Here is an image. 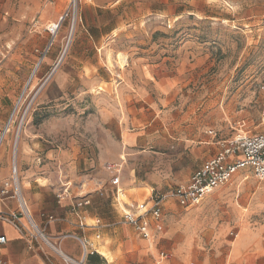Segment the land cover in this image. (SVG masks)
Segmentation results:
<instances>
[{
	"label": "rangeland",
	"instance_id": "1",
	"mask_svg": "<svg viewBox=\"0 0 264 264\" xmlns=\"http://www.w3.org/2000/svg\"><path fill=\"white\" fill-rule=\"evenodd\" d=\"M103 111L121 113L137 143L146 139L121 147L116 160L111 131V165L120 182L129 169L139 193L120 192L128 205L148 200L150 184L157 193L181 185L194 155L215 154L216 139L264 133V0H0V143L11 162L32 140L47 150L70 148L75 136L88 143L74 131ZM89 147L82 150L93 158ZM262 192L264 181L239 177L195 207L170 201L149 241L112 201L106 218L114 225L93 240L107 264L253 260L263 242L240 221L264 218ZM80 249L74 264H88Z\"/></svg>",
	"mask_w": 264,
	"mask_h": 264
},
{
	"label": "crops",
	"instance_id": "2",
	"mask_svg": "<svg viewBox=\"0 0 264 264\" xmlns=\"http://www.w3.org/2000/svg\"><path fill=\"white\" fill-rule=\"evenodd\" d=\"M140 121L133 119L130 124H138ZM128 124L123 123L121 113L103 111L92 122L87 123L86 127H78L74 131V135L86 136L88 143L75 136L74 144L72 143L70 148L62 146L57 150H47L48 147L39 148L40 141L32 140L30 145L21 144L19 155L12 162L8 154L9 147L0 143V213L19 215V202L14 195L12 184L14 168L16 174L17 171L19 174L17 181L26 210L34 225L51 245L49 247L41 240L30 239L31 233L28 228L18 230L8 223L0 222V236L6 240L5 244L0 246V264H66V259L77 263L82 260L80 245L88 264H107V261L102 259L104 255L97 251L99 246L93 237L99 240L98 232L109 231L114 225L110 226L106 218L111 213L112 201L117 205L121 202L123 215L128 204L119 201L121 191L126 192L129 198L139 197L137 188L131 187L132 176L129 169H125L122 182L117 187L111 185L110 173L105 169L112 161L109 154L112 128L117 131L121 145L117 144L114 148L113 157L116 160L123 154L120 153L121 147L125 149L146 146V139L137 143V136L123 132L131 131ZM37 136L41 139L42 133L39 132ZM84 146H90V153L95 152L96 147L98 154L93 158L87 156L82 150ZM204 158L194 155L187 175H191L208 160ZM189 177L183 179L181 185L187 183ZM239 177L241 183L246 179H253L246 172H238L232 180ZM152 182L158 183L159 186L166 185V182L162 183L157 178ZM149 187L153 193V186L150 184ZM110 193L113 199L110 198ZM260 200L264 201V192L257 195L256 202L259 203ZM85 201L87 205L76 207L78 203ZM250 218L248 216L240 222L252 228L247 232L253 234L257 241L263 242L262 250L255 253L253 260L231 259L230 264H264V218L260 221ZM20 219L24 223V220ZM102 248L108 249L110 245L103 244ZM88 259H92L93 262L90 263Z\"/></svg>",
	"mask_w": 264,
	"mask_h": 264
},
{
	"label": "built area",
	"instance_id": "3",
	"mask_svg": "<svg viewBox=\"0 0 264 264\" xmlns=\"http://www.w3.org/2000/svg\"><path fill=\"white\" fill-rule=\"evenodd\" d=\"M55 30L49 29V33L54 35ZM208 135L214 140L217 138L213 131H209ZM216 145L218 146L217 153L202 163L190 175L187 183L177 186L167 193L153 192L148 200L127 205L122 215L123 223L142 239L149 241L152 229L162 230L164 208L170 201L183 209L195 207L213 191L228 184L238 172H246L258 182L264 181V133L251 135L241 132L227 140L216 139ZM105 169L111 174V185L117 187L121 174L119 167L106 165ZM12 176L14 177L12 179L14 195L19 202V215L0 213V222L8 223L18 230L28 228L31 233L30 239L41 240L45 245L51 247L50 241L36 228L26 210L20 196V187L14 168H12ZM87 204L86 201L81 202L76 207ZM20 218L24 220V223L20 221ZM80 226L82 227V225ZM5 242V238L0 236V246ZM164 257L163 254L160 256L162 260ZM66 264L74 263L66 259Z\"/></svg>",
	"mask_w": 264,
	"mask_h": 264
},
{
	"label": "bare ground",
	"instance_id": "4",
	"mask_svg": "<svg viewBox=\"0 0 264 264\" xmlns=\"http://www.w3.org/2000/svg\"><path fill=\"white\" fill-rule=\"evenodd\" d=\"M50 29H57V26L56 25H52L49 27ZM121 159H124V156H121ZM37 228V227H36ZM38 229V228H37ZM102 254V253H101Z\"/></svg>",
	"mask_w": 264,
	"mask_h": 264
},
{
	"label": "trees",
	"instance_id": "5",
	"mask_svg": "<svg viewBox=\"0 0 264 264\" xmlns=\"http://www.w3.org/2000/svg\"><path fill=\"white\" fill-rule=\"evenodd\" d=\"M88 261L91 263V262H93V260L92 259H88Z\"/></svg>",
	"mask_w": 264,
	"mask_h": 264
},
{
	"label": "water",
	"instance_id": "6",
	"mask_svg": "<svg viewBox=\"0 0 264 264\" xmlns=\"http://www.w3.org/2000/svg\"><path fill=\"white\" fill-rule=\"evenodd\" d=\"M0 141H1V139H0Z\"/></svg>",
	"mask_w": 264,
	"mask_h": 264
}]
</instances>
